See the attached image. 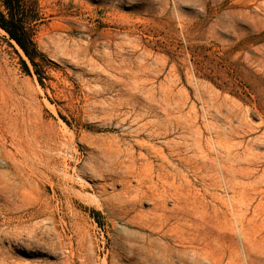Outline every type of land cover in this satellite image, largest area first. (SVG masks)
Returning <instances> with one entry per match:
<instances>
[{
  "label": "rangeland",
  "instance_id": "1",
  "mask_svg": "<svg viewBox=\"0 0 264 264\" xmlns=\"http://www.w3.org/2000/svg\"><path fill=\"white\" fill-rule=\"evenodd\" d=\"M37 1L36 67L0 31V264H264V0Z\"/></svg>",
  "mask_w": 264,
  "mask_h": 264
},
{
  "label": "trees",
  "instance_id": "2",
  "mask_svg": "<svg viewBox=\"0 0 264 264\" xmlns=\"http://www.w3.org/2000/svg\"><path fill=\"white\" fill-rule=\"evenodd\" d=\"M38 7L37 0H0V29L21 49L32 67L37 65L36 58H45L34 42L35 27L41 21ZM25 69L28 72L26 66Z\"/></svg>",
  "mask_w": 264,
  "mask_h": 264
},
{
  "label": "bare ground",
  "instance_id": "3",
  "mask_svg": "<svg viewBox=\"0 0 264 264\" xmlns=\"http://www.w3.org/2000/svg\"><path fill=\"white\" fill-rule=\"evenodd\" d=\"M1 32H3L0 29ZM130 32V31H129ZM5 33V32H3ZM262 41V40H261ZM111 63V62H110ZM118 73V72H117ZM133 77V76H132ZM134 78V77H133ZM171 99V98H170ZM171 101V100H170ZM214 107V106H212ZM157 108V107H156ZM127 111V110H126ZM150 113V112H149ZM164 113H162L163 115ZM168 115V113H167ZM129 116V115H128ZM208 118V117H207ZM134 119V118H133ZM171 119V118H170ZM186 120V119H185ZM122 122V121H121ZM5 123V122H4ZM228 128V127H227ZM26 135V134H25ZM129 136V135H128ZM16 140V139H15ZM18 140V139H17ZM172 142V141H171ZM12 145V144H11ZM170 147V146H169ZM195 148V147H194ZM193 148V149H194ZM48 150V149H47ZM11 152V151H10ZM17 152V151H16ZM29 152V151H28ZM55 153V151H53ZM12 154V153H11ZM14 156V155H13ZM127 156V155H126ZM206 157V156H205ZM206 160V159H205ZM10 165V160H8L7 156H5V152L3 151V148L0 147V167L1 165ZM169 165V164H168ZM230 165V164H229ZM173 166V165H172ZM164 168V167H163ZM167 168V167H166ZM165 169V168H164ZM168 170V169H167ZM170 172V171H169ZM172 173V172H171ZM2 175V174H1ZM1 175H0V183H1ZM170 175V174H169ZM114 176V175H113ZM178 176V175H177ZM3 177V175H2ZM181 178V177H180ZM232 179V178H231ZM226 180V179H225ZM160 182V181H159ZM156 184V183H155ZM146 187V186H145ZM175 193V192H174ZM179 193V192H178ZM120 202V201H119ZM181 204V203H180ZM162 207V206H161ZM179 208V207H178ZM16 210V208H13L11 205H9L8 203V197L7 196H2V194H0V213L1 214H10L12 212H14ZM160 210V209H159ZM169 210V209H168ZM165 211V210H164ZM163 211V212H164ZM166 212V211H165ZM151 216V215H150ZM185 219V218H183ZM3 250V249H2Z\"/></svg>",
  "mask_w": 264,
  "mask_h": 264
}]
</instances>
